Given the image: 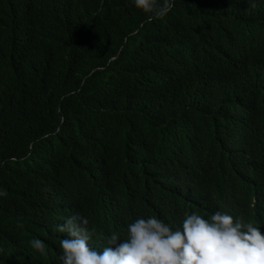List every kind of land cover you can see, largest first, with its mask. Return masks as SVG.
<instances>
[{"label":"trees","instance_id":"1","mask_svg":"<svg viewBox=\"0 0 264 264\" xmlns=\"http://www.w3.org/2000/svg\"><path fill=\"white\" fill-rule=\"evenodd\" d=\"M261 3L175 0L149 23L132 0H0V264H62L68 213L101 252L148 216L264 232Z\"/></svg>","mask_w":264,"mask_h":264},{"label":"clouds","instance_id":"2","mask_svg":"<svg viewBox=\"0 0 264 264\" xmlns=\"http://www.w3.org/2000/svg\"><path fill=\"white\" fill-rule=\"evenodd\" d=\"M215 1V0H200ZM144 12L147 22L164 18L175 0H132ZM264 7V3L259 5ZM234 36L246 43L260 25L243 21L233 24ZM7 192L0 191V197ZM58 258L62 264H264V232L257 223L234 220L227 212L216 211L209 218L193 212L175 230L155 216L136 218L126 226V236L112 232L103 251L89 245L95 230L89 220L68 213L59 219ZM32 249L46 255L43 240L29 241Z\"/></svg>","mask_w":264,"mask_h":264},{"label":"rangeland","instance_id":"3","mask_svg":"<svg viewBox=\"0 0 264 264\" xmlns=\"http://www.w3.org/2000/svg\"><path fill=\"white\" fill-rule=\"evenodd\" d=\"M205 27H206V28H210V25H206Z\"/></svg>","mask_w":264,"mask_h":264},{"label":"bare ground","instance_id":"4","mask_svg":"<svg viewBox=\"0 0 264 264\" xmlns=\"http://www.w3.org/2000/svg\"><path fill=\"white\" fill-rule=\"evenodd\" d=\"M188 56V55H187ZM186 63V62H185ZM173 117H175V116H173ZM239 170V169H238Z\"/></svg>","mask_w":264,"mask_h":264}]
</instances>
